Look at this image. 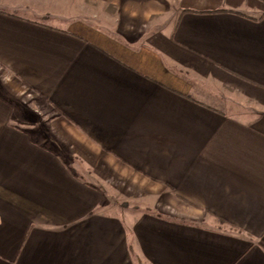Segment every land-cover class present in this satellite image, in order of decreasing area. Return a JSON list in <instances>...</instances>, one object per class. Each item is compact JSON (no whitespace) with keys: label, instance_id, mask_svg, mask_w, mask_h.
<instances>
[{"label":"crops","instance_id":"1","mask_svg":"<svg viewBox=\"0 0 264 264\" xmlns=\"http://www.w3.org/2000/svg\"><path fill=\"white\" fill-rule=\"evenodd\" d=\"M75 1L0 0V264H264V0Z\"/></svg>","mask_w":264,"mask_h":264},{"label":"rangeland","instance_id":"2","mask_svg":"<svg viewBox=\"0 0 264 264\" xmlns=\"http://www.w3.org/2000/svg\"><path fill=\"white\" fill-rule=\"evenodd\" d=\"M82 4H84V9L82 11L77 10V3L78 1H75V5L73 6L74 9H71L70 15L74 16L76 18H80L82 20L88 21V22H93L95 24H100L105 26L107 23H115L117 21V13L115 12L117 10L116 7L113 5H108V4H97V3H91L88 0H80ZM115 12V13H114ZM30 14V13H29ZM105 16V17H104ZM75 18V19H76ZM54 23L56 24H62L66 25L67 22L65 21H55ZM1 70V68H0ZM1 72V71H0ZM29 94H34L27 88H24L21 93L17 96V98L14 101V104L17 106V112L21 118V125H27L31 129H36L37 131L40 130L42 126H47V127H52L56 126V116H50L48 118V115L46 112L42 110L40 104L35 105V102L32 104L30 100H32L33 97H29ZM35 96V95H34ZM36 97V96H35ZM21 99V100H20ZM38 99V98H37ZM54 129V128H53ZM55 130V129H54ZM120 199V197L118 198ZM118 199H115V201L110 202L108 199H106V207L107 209L109 208L110 210H124L126 208L130 209H140V206L129 202V201H120ZM167 204H164V202H161L157 205L158 209H168Z\"/></svg>","mask_w":264,"mask_h":264},{"label":"built area","instance_id":"3","mask_svg":"<svg viewBox=\"0 0 264 264\" xmlns=\"http://www.w3.org/2000/svg\"><path fill=\"white\" fill-rule=\"evenodd\" d=\"M29 97H34V94H31V95L29 94Z\"/></svg>","mask_w":264,"mask_h":264}]
</instances>
